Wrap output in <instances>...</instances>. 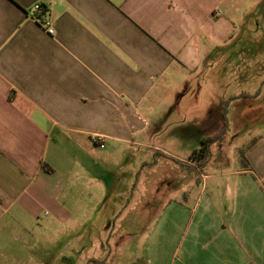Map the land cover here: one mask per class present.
Segmentation results:
<instances>
[{"label":"crops","instance_id":"1","mask_svg":"<svg viewBox=\"0 0 264 264\" xmlns=\"http://www.w3.org/2000/svg\"><path fill=\"white\" fill-rule=\"evenodd\" d=\"M37 3L55 35L31 19ZM262 3L0 0V264H50L55 235L95 224L118 163L132 164L131 174L140 168L138 176L156 167L151 191L172 198L141 211L143 264H264V82H250L258 91L238 75L208 82L217 64L245 50L244 39L262 45L264 16L254 14ZM225 103L238 121L253 112L258 124L236 149L242 163L219 155L231 134ZM224 130L199 169L193 151ZM246 132L239 124L233 138ZM122 193L127 210L132 198ZM120 236L131 244L132 235ZM106 258L95 251L78 264Z\"/></svg>","mask_w":264,"mask_h":264},{"label":"rangeland","instance_id":"2","mask_svg":"<svg viewBox=\"0 0 264 264\" xmlns=\"http://www.w3.org/2000/svg\"><path fill=\"white\" fill-rule=\"evenodd\" d=\"M256 12L254 14L264 16V0L260 7L255 8ZM249 16H247L248 18ZM260 39H262V45L259 47H254L252 38L244 39L245 42V50H235L231 52L224 61L217 64L211 73L210 77L208 78V82H235L236 77L240 79V81L236 82H244V86L248 91L255 90L258 91L261 89L260 83L255 88L254 84L250 82H264V29H260ZM248 37V36H247ZM250 37V35H249ZM261 47V49H259ZM259 49V50H258ZM242 51V52H240ZM248 82L251 84V87L248 86ZM244 88V89H245ZM226 88L223 87L219 90V93L222 95L223 91ZM233 90V89H232ZM232 93V92H230ZM203 95L206 97L209 95L208 93L204 92ZM263 96H264V89H263ZM228 103V102H227ZM227 103L224 104V109L227 108ZM230 103V102H229ZM201 109V108H200ZM199 109V111H200ZM235 110V114L233 113ZM228 112V122L230 123L229 131L231 132L230 138L227 139V146L221 153H219L220 157L226 158H234L239 156L237 152L238 147H244L247 141L253 137L251 132L254 131L255 126L257 127L258 124H254L253 117L254 113H248L245 118V122L241 120H237L236 109L234 105L229 106L227 109ZM226 114L224 113V116ZM240 125L244 126L246 129V134L243 133L239 137L241 139L238 140L237 137H234L235 130ZM171 138V137H168ZM215 154L216 151L211 150L212 154ZM104 152H101V155ZM130 154V153H129ZM124 155V154H123ZM217 154V156L219 157ZM130 157V155L128 156ZM119 158V157H118ZM129 159V158H128ZM133 161L137 162V159H140L139 155H136L134 158L131 157ZM126 160V158L124 159ZM168 164V163H167ZM173 168V166L167 165V170ZM219 166H215V169H219ZM133 167L132 164L125 165H115L112 170L110 171L115 175V181L117 185L115 189L112 191L111 198L108 199V202L105 204V207H101V211L94 217L95 224L89 225L85 228L78 227V231H71L65 230L63 238H57L56 235L54 236L55 241L53 246L47 247V257L50 264H78L80 259H86L90 253H94L96 251V255L101 258H106L108 262L105 264H143V259L141 255V243L142 237H138L140 231H138V225L141 222V211L143 209H148L151 207H155L158 203L166 202L162 199V192L159 194H155L151 191L153 187H156L159 183L154 181V178H157L154 175L156 171V167L153 170H148L146 168L141 169L138 168L133 174H131ZM159 169V168H158ZM155 172V173H154ZM210 172L209 168H204L203 173L207 174ZM161 173V169L159 174ZM137 174V175H136ZM184 173L183 175H185ZM148 175V176H147ZM181 174L180 177L183 176ZM199 176V173H198ZM113 180V179H112ZM178 181V180H177ZM111 183V179L108 180ZM178 185V183L176 184ZM211 185V184H210ZM174 186V184H168L166 187ZM127 188V194L129 198H132L130 206H128L127 210H122L126 208L127 202L126 199L122 200L120 197L124 194L122 193V189ZM201 190V187L199 188ZM148 194H153L152 197H149ZM161 194V195H160ZM155 195V196H154ZM156 195H158L159 199H156ZM160 195V196H159ZM119 197V198H117ZM172 198L168 199L166 203ZM118 201V202H116ZM124 201V202H123ZM119 205L121 210L114 217V221H111V224L108 226L109 230L108 233L104 227L108 225L110 211ZM115 206V207H114ZM165 206V205H164ZM163 206V207H164ZM134 210L127 218L129 221L124 219L127 215L125 211ZM148 217V215L146 216ZM149 217H151L149 215ZM130 224V225H128ZM130 226L134 227V230H130ZM128 229V230H126ZM126 231V232H125ZM128 233L132 235L131 237V244L128 246H124L120 243H117L120 235ZM111 234V237H109ZM65 241V255L62 254L64 248L62 247V241ZM102 244L103 247H100ZM107 244V246H106ZM100 247V248H99ZM100 250V251H99ZM102 254V256H100ZM109 255V256H108ZM65 256V257H64ZM40 257V254H38ZM65 258V262H64ZM85 264V263H84ZM88 264V263H86ZM92 264V263H90Z\"/></svg>","mask_w":264,"mask_h":264},{"label":"trees","instance_id":"3","mask_svg":"<svg viewBox=\"0 0 264 264\" xmlns=\"http://www.w3.org/2000/svg\"><path fill=\"white\" fill-rule=\"evenodd\" d=\"M225 135L226 131L224 130L215 136H212L210 138H204L201 142L200 148L198 150L193 151L191 158L197 160L199 169H202L204 167V164L211 157L212 147L216 144H220L224 140ZM238 154L239 162L242 163L246 161L244 157L245 151L243 149H240ZM247 166L248 165L246 162L245 167Z\"/></svg>","mask_w":264,"mask_h":264},{"label":"built area","instance_id":"4","mask_svg":"<svg viewBox=\"0 0 264 264\" xmlns=\"http://www.w3.org/2000/svg\"><path fill=\"white\" fill-rule=\"evenodd\" d=\"M30 17L33 21H35L45 32L53 36L55 35V29L53 27V23L49 20L47 17V12L45 10V7L37 3L31 8ZM93 141L98 144L101 148H104V144L102 143L103 136L96 135L92 137Z\"/></svg>","mask_w":264,"mask_h":264}]
</instances>
